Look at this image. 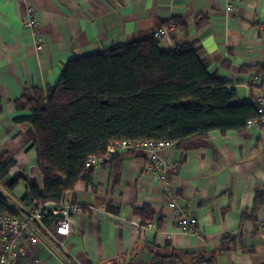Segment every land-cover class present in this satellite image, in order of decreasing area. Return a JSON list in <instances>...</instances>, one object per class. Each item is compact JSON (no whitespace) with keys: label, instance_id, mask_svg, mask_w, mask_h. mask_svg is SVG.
<instances>
[{"label":"crops","instance_id":"crops-1","mask_svg":"<svg viewBox=\"0 0 264 264\" xmlns=\"http://www.w3.org/2000/svg\"><path fill=\"white\" fill-rule=\"evenodd\" d=\"M27 4L38 15L39 48L24 25ZM202 13L208 22L197 29ZM173 18L188 32L177 29L160 40L162 50L192 42L208 74L234 89L238 101L250 103L264 91L249 83L251 69L264 62V0H0V152L15 160L8 177L23 172L44 184L28 126L17 121L29 115L14 104L25 89L54 86L69 61L127 45L158 19ZM159 157L167 172L176 170L168 174L169 189L197 219L195 232L178 231L166 183L147 171L145 154L123 149L117 175L109 165L93 167L90 183L81 180L64 195L81 209L69 235L47 236L76 264H151L155 254L173 253L183 256L176 264H193L195 255H213V264H264V128L211 130L204 139L173 143ZM25 188L19 183L8 192L17 208ZM0 190L6 193L1 184ZM144 206L150 218L133 213ZM132 218L153 225L138 228ZM37 235V243L18 250L17 264H67L52 241ZM226 237L235 240L221 250Z\"/></svg>","mask_w":264,"mask_h":264},{"label":"trees","instance_id":"trees-1","mask_svg":"<svg viewBox=\"0 0 264 264\" xmlns=\"http://www.w3.org/2000/svg\"><path fill=\"white\" fill-rule=\"evenodd\" d=\"M171 21L175 30L187 34L183 20ZM168 22L158 19L145 36L127 45L69 61L56 85L25 89L14 101L16 108L29 111L27 117L17 121L28 126L27 137L35 147L36 169L44 184L40 188L35 178L23 172L8 177L15 160L7 152H0V184L6 191L0 190V215L24 214L8 193L19 183L26 187L19 199L21 204L62 202L79 181H92L95 168L87 167V160L104 155L115 141H170L182 146L204 139L211 130L242 131L247 121L257 116L252 101L236 100L234 89L208 74L192 42L174 51L160 48L154 31ZM207 22V14L202 13L197 15L195 26L200 29ZM251 70L263 75L252 85L264 87V62ZM120 152L102 164L111 166L116 175ZM133 213L150 218L151 211L144 206ZM55 220L45 213L42 222L34 226L52 241L44 229ZM139 220L141 227L151 224V219ZM233 240L223 238L221 250ZM52 244L67 264H76L55 241ZM182 257L178 253L164 257L155 254L151 264H176ZM190 258L193 264H213L214 256Z\"/></svg>","mask_w":264,"mask_h":264},{"label":"built area","instance_id":"built-area-1","mask_svg":"<svg viewBox=\"0 0 264 264\" xmlns=\"http://www.w3.org/2000/svg\"><path fill=\"white\" fill-rule=\"evenodd\" d=\"M226 8L227 10L232 9V3L228 2ZM24 25L30 31L36 46L39 48L42 45L40 24L37 12L31 4H27L25 8ZM261 27L264 29L263 25ZM174 31L175 25L172 21H169L166 25L157 28L154 31V36L159 40H166ZM261 78H263V75L252 72L249 82L253 84ZM252 103L257 109V116L247 121L246 128H264V91H262L256 99H253ZM172 145L173 143L170 141H115L107 147L104 155L90 157L86 162V166H102V164L108 161L115 152L123 149L143 152L147 159V171L158 174L159 178L166 183L165 192L168 200L167 204L173 211L178 231L187 234L195 232L197 228V219L187 214L186 210L181 207L176 198L172 196L169 189L170 182L168 180V174L176 170L171 169L167 172L166 167H164L159 157L160 151ZM19 209L24 212V214L0 215V264H17L16 254L18 250L27 244L38 242V231L34 224L41 223L45 213H50L51 216L56 218V220L53 221L50 226L45 227L44 230L47 231L54 240H57L58 238L69 235L73 216L81 210L77 204L71 202L66 197L59 203L47 202L41 205L31 203L29 205H20ZM130 221L138 228L141 227L140 222L135 218H132ZM152 225L153 224H148L147 226L151 227Z\"/></svg>","mask_w":264,"mask_h":264}]
</instances>
